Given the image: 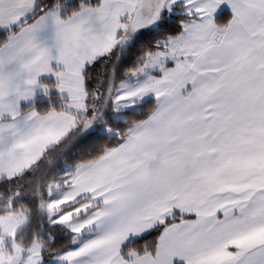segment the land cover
Wrapping results in <instances>:
<instances>
[{"label": "snow or ice", "instance_id": "1", "mask_svg": "<svg viewBox=\"0 0 264 264\" xmlns=\"http://www.w3.org/2000/svg\"><path fill=\"white\" fill-rule=\"evenodd\" d=\"M0 264H264V0H0Z\"/></svg>", "mask_w": 264, "mask_h": 264}]
</instances>
